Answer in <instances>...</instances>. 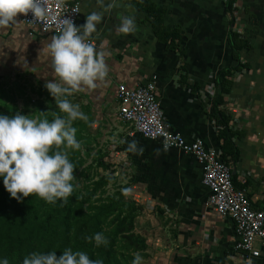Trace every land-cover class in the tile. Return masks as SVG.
Returning <instances> with one entry per match:
<instances>
[{"label": "crops", "instance_id": "1", "mask_svg": "<svg viewBox=\"0 0 264 264\" xmlns=\"http://www.w3.org/2000/svg\"><path fill=\"white\" fill-rule=\"evenodd\" d=\"M78 1L81 25L93 12L102 17L91 38L97 50L106 53L107 77L96 89L77 92L100 106L99 119L104 118L106 104L117 107L118 82L134 85L156 74L159 99L172 127L188 139L200 136L208 146L218 148L221 140L209 116L214 98L209 92L213 87L218 93L217 75L236 63V53L242 63L249 64L233 77L223 108L232 115L234 128L243 133L235 139L239 159L231 161L235 180L247 190L253 206L264 209V0H235L234 25L225 0H152L165 11L166 26L181 33L183 55L166 48L165 36H156L148 11L138 10L126 0ZM125 17L134 21V30L127 34L118 31ZM232 27L248 39L251 49L243 47L237 52L232 48ZM53 35L57 34L33 29L17 17L15 23L0 27L1 64L42 83L52 80L50 58L44 49ZM131 129L127 124L117 132L112 155L132 181L128 198L151 200L164 215L172 246L169 251H173L170 264H247L233 250V220L207 204L210 191L202 182L196 157L177 148L165 149L160 140L131 134ZM249 262L264 264V249Z\"/></svg>", "mask_w": 264, "mask_h": 264}, {"label": "rangeland", "instance_id": "2", "mask_svg": "<svg viewBox=\"0 0 264 264\" xmlns=\"http://www.w3.org/2000/svg\"><path fill=\"white\" fill-rule=\"evenodd\" d=\"M209 94L211 97L216 95L213 87ZM68 99L79 104L89 119L87 123L76 120L73 124L82 147L70 153L69 158L76 166L75 179L71 182L75 190L66 208L61 201L52 205L35 195L22 201L9 196L8 208L4 212L11 214L22 207L28 213L33 211L31 217L35 219L43 220L48 216L52 225L59 223L62 215H69L73 223V226L70 224L72 235L85 240L88 250L93 251L103 264H132L136 254L142 257L141 264H170L173 251H169L171 245L166 236L169 226L163 220L164 215L151 204V200L128 198L125 190L132 181L112 155L119 138L117 132L127 127L117 118L116 104H106L104 118L99 119L98 104L88 102L79 93ZM17 112L30 118L46 116L51 120L52 113H59V109L45 83L0 62V114L14 115ZM98 232L109 241L107 246L96 247L94 240L89 243L85 239Z\"/></svg>", "mask_w": 264, "mask_h": 264}, {"label": "clouds", "instance_id": "3", "mask_svg": "<svg viewBox=\"0 0 264 264\" xmlns=\"http://www.w3.org/2000/svg\"><path fill=\"white\" fill-rule=\"evenodd\" d=\"M48 2L0 0V27L15 23L18 14L29 12L33 22L44 23L50 11ZM101 19L100 14L93 12L78 27L71 19L64 18L59 34L53 35L44 49L53 73V79L47 81L45 87L59 113L53 112L51 120L46 116L30 118L19 112L0 114V177L5 189L17 201L35 195L48 204L55 205L58 201L67 204L74 193L75 186L71 182L75 179L76 166L69 157L82 145L73 124L76 120L87 123L89 118L80 110V105L72 103L68 97L96 89L107 77L106 53L89 42ZM133 30L134 21L123 18L119 33ZM85 239L89 243L94 240L96 247L109 243L99 232ZM141 261L140 254H136L132 264H141ZM0 264H9V261L4 258ZM23 264H103V261L90 259L86 252L67 247L59 256L56 251H34L24 257Z\"/></svg>", "mask_w": 264, "mask_h": 264}, {"label": "built area", "instance_id": "4", "mask_svg": "<svg viewBox=\"0 0 264 264\" xmlns=\"http://www.w3.org/2000/svg\"><path fill=\"white\" fill-rule=\"evenodd\" d=\"M226 1V0H225ZM49 15L44 23L33 22L32 14H18L21 22L42 32L59 34L64 18L81 26L82 7L79 1L49 0ZM91 43H94L90 38ZM156 74L144 82L129 85L118 82L115 98L117 118L127 124L131 134L147 139H158L163 148H177L193 154L202 167V182L209 189L207 204L219 215L230 217L235 226L233 250L246 258H258L264 249V209L255 208L244 187H237L233 180V165L224 158L220 147L208 146L198 136L188 139L174 129L167 120L157 92ZM213 98V97H212Z\"/></svg>", "mask_w": 264, "mask_h": 264}, {"label": "trees", "instance_id": "5", "mask_svg": "<svg viewBox=\"0 0 264 264\" xmlns=\"http://www.w3.org/2000/svg\"><path fill=\"white\" fill-rule=\"evenodd\" d=\"M126 1L138 10L148 11L150 17H152L151 21L156 36H165L166 48L179 51V53L183 55V50L180 48L183 39L182 35L177 29L166 26L164 21L165 11L162 8L157 7L152 0ZM236 9L237 5H235V0H226V10L230 16L231 25H234L236 21ZM229 41L232 48L237 52L243 47L248 49L252 48L248 39L241 37L240 33L233 30V27L230 29ZM233 59L236 63L222 69L217 75L215 83L219 91L211 100L209 110V116L217 127L218 139L221 140L224 158L228 162L233 160L235 162L239 159V149L235 139L242 138L243 133L234 128L232 124V115L223 108V104L225 97L232 91V86L234 84L233 77L235 74L249 67L247 62L242 63L240 61L238 53L233 56ZM182 70H185V68L183 67ZM181 80L183 83L185 79L182 77ZM233 180L234 184L240 187L235 180L234 174ZM2 183L3 177H0V261L7 258L9 264H23L24 257L34 251H56L57 256H59L67 247L73 248L74 251H84L88 254L90 259L96 260L94 252L88 250L86 241L77 235H72L70 224L72 225L73 223L72 221L70 222L69 215H62L58 220L59 223L56 222L52 225L48 216L43 220L40 218L35 219L31 217L33 211L28 213L23 210L22 207L13 210L11 214L5 213V209L8 208L10 193L5 189ZM61 205L63 208H66L67 204ZM128 206L132 207L131 204H128ZM69 208L71 210V207ZM130 210L132 211V208H130ZM37 242H42V244L38 245L36 244Z\"/></svg>", "mask_w": 264, "mask_h": 264}]
</instances>
